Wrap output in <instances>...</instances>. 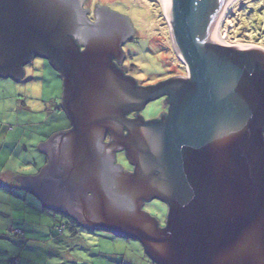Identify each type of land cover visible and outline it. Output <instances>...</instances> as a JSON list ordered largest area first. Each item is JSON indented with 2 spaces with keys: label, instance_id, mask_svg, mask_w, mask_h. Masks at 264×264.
Instances as JSON below:
<instances>
[{
  "label": "water",
  "instance_id": "water-1",
  "mask_svg": "<svg viewBox=\"0 0 264 264\" xmlns=\"http://www.w3.org/2000/svg\"><path fill=\"white\" fill-rule=\"evenodd\" d=\"M61 1L0 0V75L20 78L37 52L75 84L77 126L39 144L49 155L40 174L14 177L83 225L142 239L161 264H264V50L213 37L227 0H165L187 76L148 86L116 65L135 29L127 16L103 6L106 17L89 22ZM69 21L88 25V51ZM76 56L92 63L79 70ZM163 95L167 117L124 118ZM104 130L112 133L106 143ZM125 148L133 173L116 161ZM154 198L170 205L162 228L143 211Z\"/></svg>",
  "mask_w": 264,
  "mask_h": 264
},
{
  "label": "rangeland",
  "instance_id": "rangeland-1",
  "mask_svg": "<svg viewBox=\"0 0 264 264\" xmlns=\"http://www.w3.org/2000/svg\"><path fill=\"white\" fill-rule=\"evenodd\" d=\"M95 1L127 16L135 27L134 33L122 40L127 41L121 46L122 67L139 85H156L176 75L186 76V64L175 49L170 20L161 0ZM235 4L220 27L228 44L220 43L264 48V0H236ZM31 60L25 65L22 82L8 84V79L0 77V251L3 244L11 246L13 252L17 251L20 264L22 261L27 264H155L139 239L118 235L107 227L87 226L93 230L78 227L85 241L76 237L67 240L64 247L56 243L55 234L68 236L71 230L65 225L63 230L56 226L55 212L19 189L15 178L8 173L15 170L26 171L28 175L40 172L46 165V157L39 153V144L48 141L51 133L63 130L60 129L63 125L67 126L65 121L56 123L57 118L63 116L57 113L64 95L63 79L54 66L41 57ZM166 108V100L157 98L140 108V114L145 121H155ZM123 132H128L127 127ZM16 141L21 142H18L20 155L16 157L19 166L12 167ZM27 156L31 163L23 164ZM36 159L37 166L33 163ZM116 161L124 170L135 171L136 164L130 161L125 150H118ZM143 211L154 216L160 227L168 220L169 207L163 199L147 201ZM58 215L63 217L61 213ZM64 219L69 221L65 216ZM51 247L52 256L48 254ZM3 256L10 257L9 254Z\"/></svg>",
  "mask_w": 264,
  "mask_h": 264
},
{
  "label": "flooded vegetation",
  "instance_id": "flooded-vegetation-1",
  "mask_svg": "<svg viewBox=\"0 0 264 264\" xmlns=\"http://www.w3.org/2000/svg\"><path fill=\"white\" fill-rule=\"evenodd\" d=\"M66 1L67 0H65V4H66ZM47 2L48 3H51V2H54V3H61V2H63V1H61V0H47ZM48 3H46V4H48ZM57 4V5H58ZM48 5H50V4H48ZM56 5V6H57ZM67 5H69V8L68 9H70L74 14L76 13V8L79 6L80 7V9L83 11V12H85V14H86V18H87V20L89 21V22H95L96 20H98V19H103V18H105L106 16L104 15V11H106L105 9L106 8H104L103 6H102V4H98L95 0H72V2H71V4L69 3H67ZM68 23V25L72 28L71 30H73V32L74 31H76L77 32V34H78V38H76L75 37V35H72V37L74 38V40H75V42H76V44L78 45V47H79V49L81 50V51H88V48L91 46L90 45V39H89V35H88V30H89V27H88V25H86V24H84L83 23V25L82 26H80L79 25V23H78V21L76 22V24H73L72 25V23H71V21H69V22H67ZM82 40V41H81ZM125 43H126V41H124ZM84 45V46H83ZM67 48H70V46H67ZM263 50H264V48H263ZM74 52V51H73ZM33 58L32 59H34V57H41L44 61H46L49 65H50V63L54 66V68H55V70L58 72V74L60 75V78H62L63 79V81H64V95H63V98L61 97V105H60V107H61V110H62V113L64 114V119H66L67 120V122L69 123V125H70V129H73L75 126H77V123H76V115H75V112H74V115L72 114V112L71 111H74V110H72L73 108H74V105L75 104H70V102H71V96L73 97V87H72V85L74 84V81H73V79H71V77H70V75L67 73V75L66 74H64L61 70H59L56 66H55V64H56V61H54V59L53 58H48V57H46V56H44V55H40V54H38L37 52H33ZM75 59H76V61L78 62V66H79V70H83V68H81V67H83V66H87V65H89V64H91L92 62L91 61H88L87 62V60L86 59H83V58H81L80 56H76L75 57ZM48 60V61H47ZM32 60H30V58L28 59H26V60H24L23 61V63L20 65V66H22V68H23V71H25V65L27 64V63H29V62H31ZM114 63H115V60H114ZM260 65H259V67H261V68H263L264 69V67H263V64H262V62L261 63H259ZM116 65L118 66V69L119 70H121L122 71V73H123V75L124 76H126V77H130V76H128V74L125 72V69L123 68H119L120 66L116 63ZM19 66V67H20ZM69 66L70 67H75L74 66V62H72L71 64H69ZM53 68V69H54ZM84 69H86V68H84ZM61 79V80H62ZM78 79V78H77ZM75 85V84H74ZM66 97H69L68 99H66V103H65V98ZM159 98H162V99H165L166 100V106H167V108H166V112L162 115V117H160V118H158V119H162V118H164L165 116L167 117L168 116V113H169V109H170V103H168L167 102V95H163V96H161V97H159ZM149 102V101H148ZM147 102V103H148ZM130 110H128V111H126L125 112V110H124V118H127V119H131V120H137V119H139L140 118V110H139V108H129ZM112 134V133H111ZM111 134H110V132H109V130H104V133H103V136H102V139H103V142L102 143H106V142H108V141H110V138H111ZM63 146V145H62ZM61 146V147H62ZM123 150H126V152L128 153V149H123ZM129 154V153H128ZM65 155H63V152L61 151V152H59V159L61 160L63 157H64ZM65 163H67L66 161L65 162H62V164L64 165ZM123 171H124V169H123ZM67 192H65V197H67ZM167 204H168V207H169V211H170V205H169V203L168 202H166ZM143 208H144V206H143ZM169 211H168V215H169ZM167 223V222H166ZM166 226V224H164V226L163 227H165ZM160 228H162V227H160ZM142 243H143V245H144V247H145V249H146V252H147V254L149 255V257L151 258L150 260L153 262V263H155V264H161V262L157 259V258H155V256H153V250H152V248L146 243V242H144L142 239H139Z\"/></svg>",
  "mask_w": 264,
  "mask_h": 264
},
{
  "label": "crops",
  "instance_id": "crops-1",
  "mask_svg": "<svg viewBox=\"0 0 264 264\" xmlns=\"http://www.w3.org/2000/svg\"><path fill=\"white\" fill-rule=\"evenodd\" d=\"M55 70V69H54ZM56 71V70H55ZM57 72V71H56ZM58 73V72H57ZM25 75H26V72L24 73ZM59 75V74H58ZM60 76V75H59ZM0 77H2V78H5V79H8L9 81H7V83L8 84H10V83H12V82H10V81H16V82H22L23 81V77H24V75L23 76H21L20 78H18V79H15V78H13L11 75H7V76H2V75H0ZM61 79V78H60ZM57 113H59V114H61L62 115V110H61V107L60 106H58V108H57ZM59 118H63V121H61ZM59 118H57V121H56V123H57V125L58 124H60L61 122L63 123L64 121L66 122V127H64L65 125H63L60 129H63V130H68V129H70L71 127H70V125H69V123L67 122V120L66 119H64V114H63V116L62 117H59ZM59 129V130H60ZM57 133V132H56ZM41 134H47V133H45V132H41ZM55 134V133H54ZM52 135H53V133H51V136L49 137V139L52 137ZM18 142H20V141H16V146H15V149H14V154L16 155V156H14L13 157V159H12V156L14 155V154H12V155H10V158L12 159V161L14 162L13 163V166L12 167H16V166H19V161L16 159V157L17 156H19L20 154H19V152H18V150H19V147H20V143H18ZM40 149V148H39ZM40 154H41V156L43 157V156H45L46 157V165H48L49 164V155H48V153L46 152V151H44V150H41L40 149V152H39ZM31 163V159L30 158H28V156L27 157H25L24 158V163L23 164H27V163ZM34 163V165L35 166H37L38 165V161H37V159H36V161H34L33 162ZM43 166V164L39 167V168H41ZM16 172H12V171H8V173L9 174H11L13 177L15 176V175H17V174H20V175H22V176H27L28 174L27 173H25L26 171H18V170H15ZM40 172H41V170H40ZM40 172H38V173H31V174H33V175H38V174H40ZM15 178V177H14ZM15 180H16V182H17V184L19 185V189H22V190H24L25 192H27L28 194H31V195H33V197H35L36 199H38L39 201H41V203L49 210V211H54L55 213H54V215H55V218L57 219V223H56V226H58V225H60L61 223H63L64 221H66L65 219H64V215H67V216H69V217H71V218H73L74 220H76L77 218L76 217H74L73 215H70V214H68L67 212H65V211H63V210H60V209H57V208H54V207H51V206H47V205H45V203L43 202V200L35 193V192H33L32 190H30V189H28L27 187H24V186H22V183H21V181H19L18 179H16L15 178ZM59 213H61L62 215H63V217L62 216H60L59 217ZM58 215V216H57ZM78 220V219H77ZM75 227V226H74ZM85 227H87V226H85ZM88 229H90L89 227H87ZM68 229L69 230H71V234H69L68 236H64V235H59V234H55L54 235V240H55V242L56 243H61L62 245H63V247H64V244H65V242L67 241V240H69V239H75L76 237L78 238H80V240L81 241H85L84 239H86L85 237H84V235L83 234H81L80 235V230L78 229V227H75L74 228V230H73V228L71 227H68ZM76 230V231H75ZM92 230V229H91ZM76 241V240H75ZM55 248V247H54ZM57 248H59V247H57ZM60 249V248H59ZM62 251H58V253H61ZM52 253H53V248L51 247V248H49L48 249V254H50L51 256H52ZM3 254H9V256L10 257H8L7 259H6V257H4L3 256ZM53 256H55V255H53ZM20 258V257H19ZM22 263H25V264H27V262H24V261H22ZM21 263V264H22ZM0 264H20V261H19V259H18V255H17V251L16 250H14V252H13V250H12V248H11V246H9V245H7V244H3L2 245V249H1V251H0Z\"/></svg>",
  "mask_w": 264,
  "mask_h": 264
},
{
  "label": "bare ground",
  "instance_id": "bare-ground-1",
  "mask_svg": "<svg viewBox=\"0 0 264 264\" xmlns=\"http://www.w3.org/2000/svg\"><path fill=\"white\" fill-rule=\"evenodd\" d=\"M235 1L236 0H227L225 2V4L223 5V7H222V9H221V11H220V13L218 15V18L216 20V23L214 25L213 37H215L219 42H223V43H227L228 44V42H226V40H225V37L222 36L221 33H220V27H221L222 20L224 19V17L229 12L228 10L230 9V7L233 4H235ZM161 2L163 4L164 10H165V12H166V14L168 16V19H169L168 10H167V6H166V3H165V0H161Z\"/></svg>",
  "mask_w": 264,
  "mask_h": 264
},
{
  "label": "trees",
  "instance_id": "trees-1",
  "mask_svg": "<svg viewBox=\"0 0 264 264\" xmlns=\"http://www.w3.org/2000/svg\"><path fill=\"white\" fill-rule=\"evenodd\" d=\"M64 215V214H63ZM65 217H67L69 219V221H64L63 223H61L60 225H58V227H60L61 230H63L64 225L68 228V227H72L73 230L75 227H84L77 219L74 220L73 218L64 215ZM75 226V227H74ZM85 228V227H84ZM91 230V229H90ZM76 231V230H75ZM81 235V233H80ZM128 238V237H127Z\"/></svg>",
  "mask_w": 264,
  "mask_h": 264
},
{
  "label": "clouds",
  "instance_id": "clouds-1",
  "mask_svg": "<svg viewBox=\"0 0 264 264\" xmlns=\"http://www.w3.org/2000/svg\"><path fill=\"white\" fill-rule=\"evenodd\" d=\"M126 41V40H125ZM127 42V41H126ZM125 43V42H124ZM186 76H187V72H186ZM157 120H161V119H157ZM109 142V141H108ZM123 169V168H122ZM89 194H91V193H89ZM147 202V201H146ZM145 202V203H146ZM145 203H144V205H145ZM143 205V206H144ZM79 221V220H78ZM80 222V221H79ZM81 223V222H80ZM82 224V223H81ZM83 225V224H82ZM84 227H85V225H83ZM98 229H102V230H105V228H98ZM93 230V229H92ZM106 230H108V229H106ZM20 232L19 233H24L23 231H21V230H19ZM110 231H112V230H110ZM113 232V231H112ZM114 233H116V234H118V235H122L121 233H118V232H114ZM123 236H125V235H123ZM126 237H128V236H126ZM128 238H130V237H128Z\"/></svg>",
  "mask_w": 264,
  "mask_h": 264
},
{
  "label": "built area",
  "instance_id": "built-area-1",
  "mask_svg": "<svg viewBox=\"0 0 264 264\" xmlns=\"http://www.w3.org/2000/svg\"><path fill=\"white\" fill-rule=\"evenodd\" d=\"M17 232H20L19 230H17Z\"/></svg>",
  "mask_w": 264,
  "mask_h": 264
}]
</instances>
